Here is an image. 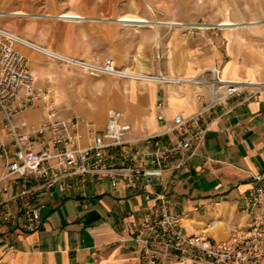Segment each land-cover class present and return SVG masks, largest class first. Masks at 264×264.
<instances>
[{
    "label": "crops",
    "instance_id": "1",
    "mask_svg": "<svg viewBox=\"0 0 264 264\" xmlns=\"http://www.w3.org/2000/svg\"><path fill=\"white\" fill-rule=\"evenodd\" d=\"M190 1L161 2V21L196 24L200 17L185 11L195 0ZM63 15L4 13L0 28L86 61L112 59L121 69L185 78L218 67L225 78L246 85L241 96L211 119L205 146L190 172H166L161 181L141 190L123 182L114 185L109 177L72 179L64 191L53 188L40 198L38 230H28L23 216L0 221V264H145L133 241L134 230L153 220L164 185L170 186L171 211L181 216L189 235L226 241L235 228L245 227L248 197L257 186L264 187V0H244L240 20L232 18L244 26L233 30L206 26L193 32L146 24L133 29L120 25L128 27L129 20L123 18L82 15L64 20ZM222 19L214 16L212 21ZM19 49L31 62L38 90L49 92L57 119L81 121L82 145L88 143L87 125L103 131L113 109L132 127L128 139L134 143L129 149H153L154 142L135 141L162 131L160 102L165 103L164 116L172 119L193 115L207 100V92L194 86L94 77L30 47ZM48 102L38 101L18 122L39 127L48 118ZM2 172L0 159V176ZM18 189L14 186L10 195L3 196L8 202L0 211L18 213V204L10 200Z\"/></svg>",
    "mask_w": 264,
    "mask_h": 264
},
{
    "label": "built area",
    "instance_id": "2",
    "mask_svg": "<svg viewBox=\"0 0 264 264\" xmlns=\"http://www.w3.org/2000/svg\"><path fill=\"white\" fill-rule=\"evenodd\" d=\"M219 25L216 28L226 30L223 22ZM19 46L38 50L68 68L94 77L111 76L201 88L207 92V100L193 115H176L172 119L164 116L165 103L160 102L162 131L135 141L154 142L153 149L130 150L134 143L128 139L132 127L124 122L121 112L113 109L108 113L103 131L87 125L88 143L82 145L81 121L57 119L54 104L48 102L49 92L38 90L31 62ZM37 46L0 28V159L3 170L0 206L5 207L8 202L3 196L10 195L14 186L19 188L10 198L18 204V213L2 210L0 221L9 223L23 216L30 231L41 226L38 218L41 196L53 188L66 190L72 179L84 182L87 177L97 180L109 177L114 185L123 182L130 189L141 190L161 181L166 172H190L192 161L205 146L211 119L219 108L225 110L231 100L241 96L246 85L225 78L218 67L209 68L195 78L141 74L117 67L112 59L86 61ZM40 100L48 102L46 122L39 127L19 123L23 113ZM157 200L153 220L134 230L133 241L139 246V259L143 263L264 264V187L257 186L251 191L243 210L248 223L235 228L226 241H216L204 234L189 235L182 227L181 216L171 211L169 185L163 186Z\"/></svg>",
    "mask_w": 264,
    "mask_h": 264
},
{
    "label": "rangeland",
    "instance_id": "3",
    "mask_svg": "<svg viewBox=\"0 0 264 264\" xmlns=\"http://www.w3.org/2000/svg\"><path fill=\"white\" fill-rule=\"evenodd\" d=\"M163 1L164 0H0V14L20 12L27 16L31 15L32 17H50L60 16L62 14L65 16H61V18H72L73 16L82 15L91 18L117 17L120 19L123 18L122 20H129L128 27L120 23L122 27L133 29L143 24L150 26L164 25L168 27H172V24L177 25L176 21H173V19L161 21L163 16L160 6ZM186 1L188 2L189 0ZM192 1L193 0H191L190 3ZM187 10L190 14L200 17L196 24H190L189 26L204 25L208 26V28H216L222 22L223 25H228L226 28L227 30L236 29L239 25L244 26L242 22L239 21L236 23L232 19L233 17H238L240 20L239 17L244 12V0H195L188 7L185 6V11ZM214 16H219L221 19L222 17L224 18L213 23L212 18ZM145 19L151 22H147ZM187 30L192 31L193 29ZM198 31L200 30L197 29L193 32Z\"/></svg>",
    "mask_w": 264,
    "mask_h": 264
},
{
    "label": "bare ground",
    "instance_id": "4",
    "mask_svg": "<svg viewBox=\"0 0 264 264\" xmlns=\"http://www.w3.org/2000/svg\"><path fill=\"white\" fill-rule=\"evenodd\" d=\"M63 16H65V15H63ZM62 16V17H63ZM62 19H64V20H70V18H66V17H64V18H62ZM174 25H176V24H172L171 26H174ZM218 26H221V25H218ZM177 27H179V26H177ZM181 28H185V29H188V28H197V29H199V30H202V29H205V28H207L206 26H204V25H198V26H185V25H181L180 26ZM210 29V28H209ZM37 46V45H36ZM38 47V46H37Z\"/></svg>",
    "mask_w": 264,
    "mask_h": 264
}]
</instances>
